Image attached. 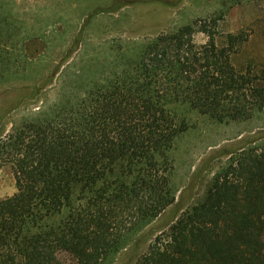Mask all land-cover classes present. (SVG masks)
Wrapping results in <instances>:
<instances>
[{
    "label": "trees",
    "instance_id": "1",
    "mask_svg": "<svg viewBox=\"0 0 264 264\" xmlns=\"http://www.w3.org/2000/svg\"><path fill=\"white\" fill-rule=\"evenodd\" d=\"M222 17L159 33L76 100L0 136L16 184L0 198V264H111L176 201L172 150L189 114L264 108V84L231 61L248 35L219 33ZM136 264H264V144L232 153Z\"/></svg>",
    "mask_w": 264,
    "mask_h": 264
},
{
    "label": "rangeland",
    "instance_id": "2",
    "mask_svg": "<svg viewBox=\"0 0 264 264\" xmlns=\"http://www.w3.org/2000/svg\"><path fill=\"white\" fill-rule=\"evenodd\" d=\"M220 14L219 33L248 35L231 54L237 75L264 84V0H0V136L76 100L86 86L115 69L120 56L131 55L159 33ZM208 39L202 31L194 33L198 44ZM189 119L191 127L172 150L176 201L111 264H136L154 235L203 197L232 153L264 144V108L247 118L218 121L192 112ZM15 191L11 169L0 164V198Z\"/></svg>",
    "mask_w": 264,
    "mask_h": 264
}]
</instances>
